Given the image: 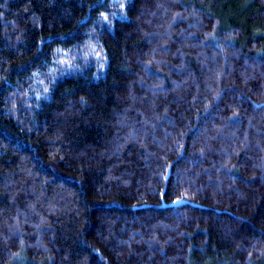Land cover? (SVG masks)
Wrapping results in <instances>:
<instances>
[{
	"label": "trees",
	"instance_id": "obj_1",
	"mask_svg": "<svg viewBox=\"0 0 264 264\" xmlns=\"http://www.w3.org/2000/svg\"><path fill=\"white\" fill-rule=\"evenodd\" d=\"M0 264H264V0H0Z\"/></svg>",
	"mask_w": 264,
	"mask_h": 264
}]
</instances>
